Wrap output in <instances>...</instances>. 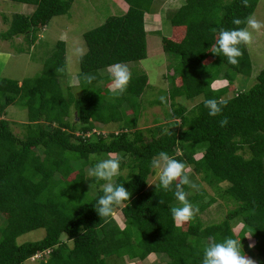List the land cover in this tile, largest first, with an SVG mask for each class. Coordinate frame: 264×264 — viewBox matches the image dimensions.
<instances>
[{
  "label": "trees",
  "instance_id": "trees-1",
  "mask_svg": "<svg viewBox=\"0 0 264 264\" xmlns=\"http://www.w3.org/2000/svg\"><path fill=\"white\" fill-rule=\"evenodd\" d=\"M9 1L35 9L32 14H4L9 27L0 37L6 41L24 37L30 49H37L42 30L75 2ZM125 1L126 14L110 16L84 34L87 52L80 57L77 75L81 96H76L72 85H65L63 40L46 57L40 74L22 80L0 78V112L21 103L28 113L24 137L0 117V264H28L40 253L48 257L37 264H109L111 257L143 261L151 254L167 257L168 264H201L204 246L226 237L241 239L245 254L251 251L258 264H264V69L249 89L225 98L240 74L251 75L250 53L240 45L243 55L232 65L211 52L221 28L247 27L259 0H186L172 12L171 23L181 35L179 40L162 39L164 52L178 57L168 71L172 73L166 74L171 82L166 99L171 104L170 121L145 129L138 120L140 99L149 85L147 73L132 71L121 95L109 91L110 65L138 62L150 55L145 15L154 0ZM237 18L240 25L233 23ZM87 75L96 79L88 84ZM217 81L227 84L214 88ZM200 96L203 99L191 109L177 100ZM208 99L226 101L217 116H210L204 106ZM223 119L228 122L221 126ZM110 122L122 123L121 130L108 135L93 132L96 123ZM160 151L182 161L192 183L196 176L216 193L202 188L190 194L192 188L184 186L198 209L187 222L175 221L170 211L182 206L175 198V185L166 191L149 183L154 173L151 161ZM110 155L121 160L117 182L131 194L113 211L120 210L124 227L113 214L101 217L94 207L104 182L91 179L92 194L84 186L86 168ZM72 189H80L78 199L69 196ZM218 198L231 208L223 220L205 225L201 214ZM40 228L46 229L44 238L17 242L21 235ZM248 234L254 239L252 247Z\"/></svg>",
  "mask_w": 264,
  "mask_h": 264
},
{
  "label": "rangeland",
  "instance_id": "rangeland-1",
  "mask_svg": "<svg viewBox=\"0 0 264 264\" xmlns=\"http://www.w3.org/2000/svg\"><path fill=\"white\" fill-rule=\"evenodd\" d=\"M169 1L170 0H154L151 11L146 13L148 16L147 19L151 18L153 15H157L158 17H156V19L161 21V29L158 22L150 23V26L153 25L155 29H159L155 31L153 27H151L148 31L150 34L148 46L150 55L141 61L125 64L131 72H146L149 77V85L140 99L142 102V111L139 115L138 126L141 129L154 127L170 121V119L167 118V112L171 111V104L170 101L166 102V99L169 94L167 90L171 89V82L166 74L169 69L173 67V64L178 62V57L166 53L163 50L162 39L172 34L170 16L172 12L176 10V8L169 9L171 6L169 8L167 7V10H165V5ZM183 2L184 0H175L177 4H173V6L177 7ZM34 9V5L0 0V35L9 27V24L3 19L4 14L10 17L16 13L32 14ZM128 9L129 6L125 0H75L68 13L55 16L42 30L37 49H30V46H28V43L24 40L25 38L21 36H16L10 41L3 40L0 37V78L7 77L22 80L26 77H34L40 74L46 57L53 53L57 41L63 40L66 42L68 72L65 85H72V91L76 96H81L83 91L82 88L78 86L77 75L80 71V57L87 52V45L84 40L85 32L101 26L110 16L126 14ZM252 17L264 24V0H259V4ZM248 30L253 34L252 43L246 45L253 63L252 73L249 77L240 74L235 79L234 83L230 85L231 89H229L225 98L235 95L238 91L249 89L256 83V76L258 73L264 69V27L259 31L251 28ZM177 35H181V33H176L174 35V39L179 40ZM101 73L107 74L105 70L101 71ZM168 73L171 74L172 71ZM226 84L227 81H217L213 84V87L219 88ZM160 96L166 98L165 102H161L159 99ZM202 99V96L196 99L177 98L179 101L178 103L185 105L188 109L194 107ZM125 107L128 108L126 105ZM0 117L8 119L11 123L10 126L12 130L20 137H24L28 133V113L26 107L21 105V103H15L7 107L5 112H0ZM95 125L100 133L108 135L111 132H119L122 123L110 122L108 125L96 123ZM201 155V153L196 154L197 158ZM122 157L125 158V156ZM89 170L90 168L87 167V180L84 186L87 190L89 189L92 194L93 191L90 188L91 178H89ZM187 170L191 171L190 168ZM75 175L76 173H73L70 179L74 178ZM198 180L199 178L195 176L193 181L196 182L193 183L197 187L192 188L190 194H195L202 188L207 189L212 194H216L206 183H201V181ZM157 181V174L154 171L149 178V183L150 185H154L153 183H157ZM226 186L227 184L224 183L223 187L225 188ZM79 191L80 189H78V191L72 189L68 194L72 198L77 197L78 199L81 194ZM207 199L208 198H206V200ZM230 208L231 205H229V203L223 198H218L213 205L201 214L204 224L209 225L223 220ZM120 213V210H116L113 215L117 219L118 224L124 227L125 219L123 216L120 218ZM235 227L234 232H238V227ZM45 235L46 229L40 228L21 235L17 239V242L21 244L27 241H37L44 238ZM253 242L254 239L248 234V246L252 247ZM47 257V253H41L40 257L35 256L33 259H30L28 264H37L41 259ZM247 257L254 261V264H258V259L255 258L251 251H248ZM109 264H168V259L158 254H152L143 261L132 260L127 256L123 259L111 257L109 258Z\"/></svg>",
  "mask_w": 264,
  "mask_h": 264
},
{
  "label": "clouds",
  "instance_id": "clouds-1",
  "mask_svg": "<svg viewBox=\"0 0 264 264\" xmlns=\"http://www.w3.org/2000/svg\"><path fill=\"white\" fill-rule=\"evenodd\" d=\"M235 25H240V19H234ZM247 27L219 30V37L215 40V44L211 46L213 54L227 58V62L232 65L239 63V57L243 55L240 45H250L253 40V34L248 29L259 31L264 24L256 18L250 16L246 20ZM169 38V37H168ZM82 55V53H81ZM112 86L109 91L113 95L123 94L131 80L132 73L129 68L122 63H115L109 66ZM88 84L95 79V75H87L85 77ZM161 102H165V97L160 96ZM226 101L217 99H208L204 102V106L208 109L210 116H217L223 110ZM227 119L220 121L221 126L227 124ZM94 132L100 133L98 129ZM121 160L119 158H103L98 160L89 170V178L92 183L103 181L100 186L102 195L96 201L95 209L101 217H108L113 214L114 208L121 205L125 201H129L131 194L125 188L124 183H118L117 178L121 175ZM151 167L157 174L158 183H153L157 188L163 190H172L175 185V198L181 203V207H171L170 211L175 221L187 222L193 218L198 209H194L192 203L188 199L189 193L185 191L184 186L196 188L197 186L190 180L186 171V165L165 151H160L151 161ZM91 183V185H92ZM90 185V188H91ZM162 203V201H161ZM41 254V253H40ZM40 254L36 255L40 257ZM201 264H254L243 250L241 239L226 237L221 242H209L203 248V256Z\"/></svg>",
  "mask_w": 264,
  "mask_h": 264
},
{
  "label": "crops",
  "instance_id": "crops-1",
  "mask_svg": "<svg viewBox=\"0 0 264 264\" xmlns=\"http://www.w3.org/2000/svg\"><path fill=\"white\" fill-rule=\"evenodd\" d=\"M167 2V1H166ZM186 2V0H184V2L183 3H185ZM183 3H181L179 6H173V4L175 5V4H177V3H175V0L174 1H172V4H171V1H169L168 3H166V5H165V10H167V7L169 8L170 6V8L169 9H171V8H176V9H178L180 6H182L183 5ZM159 15V14H158ZM147 15H145V27H146V30L147 31H149V29L151 28V27H153V29L155 30V31H158L159 29H155V27L153 26V25H151L150 26V23H154V22H158L159 23V25H160V29H161V21H159V20H157L156 19V17H158L157 15H153L151 18H149V19H147ZM150 20H151V22H150ZM148 25V26H147ZM172 25V24H171ZM147 27H149V28H147ZM154 30H152V31H154ZM176 34V32H175V30H174V28H173V25H172V34H171V36H169V38H173L174 39V35ZM152 255V254H151ZM150 256V255H149Z\"/></svg>",
  "mask_w": 264,
  "mask_h": 264
},
{
  "label": "bare ground",
  "instance_id": "bare-ground-1",
  "mask_svg": "<svg viewBox=\"0 0 264 264\" xmlns=\"http://www.w3.org/2000/svg\"><path fill=\"white\" fill-rule=\"evenodd\" d=\"M35 257V256H34ZM34 257H32L31 259H33Z\"/></svg>",
  "mask_w": 264,
  "mask_h": 264
}]
</instances>
